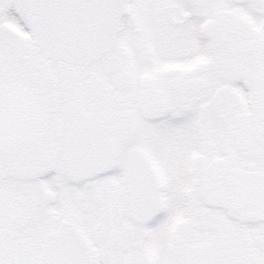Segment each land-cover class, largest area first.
Masks as SVG:
<instances>
[{"label": "snow or ice", "instance_id": "snow-or-ice-1", "mask_svg": "<svg viewBox=\"0 0 264 264\" xmlns=\"http://www.w3.org/2000/svg\"><path fill=\"white\" fill-rule=\"evenodd\" d=\"M0 264H264V0H0Z\"/></svg>", "mask_w": 264, "mask_h": 264}]
</instances>
